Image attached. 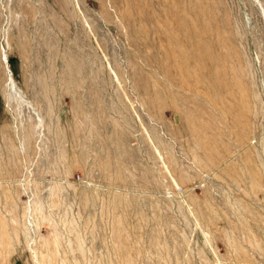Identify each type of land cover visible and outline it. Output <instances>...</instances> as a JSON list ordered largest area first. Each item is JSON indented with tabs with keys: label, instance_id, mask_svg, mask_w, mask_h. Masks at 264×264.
I'll return each mask as SVG.
<instances>
[{
	"label": "rangeland",
	"instance_id": "374dc122",
	"mask_svg": "<svg viewBox=\"0 0 264 264\" xmlns=\"http://www.w3.org/2000/svg\"><path fill=\"white\" fill-rule=\"evenodd\" d=\"M0 264H264V0H0Z\"/></svg>",
	"mask_w": 264,
	"mask_h": 264
}]
</instances>
